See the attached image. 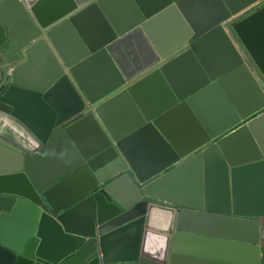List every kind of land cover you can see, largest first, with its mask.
<instances>
[{
	"label": "water",
	"instance_id": "water-1",
	"mask_svg": "<svg viewBox=\"0 0 264 264\" xmlns=\"http://www.w3.org/2000/svg\"><path fill=\"white\" fill-rule=\"evenodd\" d=\"M197 2L0 0V264H262L264 0H206L205 14ZM167 22L172 51L157 40ZM210 39L227 50L223 67L205 63ZM36 59L42 85L27 74ZM182 64L187 83L176 80ZM148 85L155 106L142 100ZM204 96L223 107L222 129L201 127ZM123 99L136 114L117 131L106 112ZM181 112L205 136L195 151L170 132ZM140 138L156 154L151 172L131 145ZM52 149L53 170L41 174ZM188 174L193 193L179 187Z\"/></svg>",
	"mask_w": 264,
	"mask_h": 264
},
{
	"label": "crops",
	"instance_id": "crops-1",
	"mask_svg": "<svg viewBox=\"0 0 264 264\" xmlns=\"http://www.w3.org/2000/svg\"><path fill=\"white\" fill-rule=\"evenodd\" d=\"M113 5L114 14L121 15L124 13L122 6L118 2H114ZM208 5L209 4L206 2V0H198L197 2V7L201 14H205L208 9ZM175 38V28L170 22L159 26L157 30V40L162 41V45L166 48H169V51H172L175 45ZM125 52L126 58H128V60H135L139 55L138 50L133 45H129ZM203 55L206 65L211 68H219L224 66L227 57V50L224 46L219 44L217 40L210 39L204 45ZM176 70L177 81L182 83H187L190 81L192 71L188 64H182L177 67ZM27 74L37 85L45 84V63L42 60L36 59L30 65V67H28ZM95 76L96 75H94V77ZM230 86L240 100L249 102V93L244 89L242 80L239 78H234L231 80ZM141 97L144 102L150 103L152 106H155L157 102H159L158 100L160 98L159 94L151 85H148L142 89ZM198 110L201 115V127L204 125V123L209 128H212V130L216 131L224 127V109L210 97L204 96L201 98L199 101ZM25 112H28V116L38 123L43 120V114L31 106H26ZM106 114L107 122L110 128H113L117 131H124L130 127L131 118L136 114V111L127 100L123 99L117 103H112L109 108H107ZM168 124L170 126V132L186 144L182 145L184 149L195 151L201 146L200 144L203 142L205 136L203 135L201 128L185 112H181L176 116H173ZM77 137L83 144H90L93 141V135L91 131L87 130L86 128H81L78 131ZM131 145L137 159H140L144 163L143 166L147 168V172H151L154 168V165L152 164L153 158L156 156L153 149H151L149 146L151 144L146 139L140 138L133 141ZM57 157V150L52 149L37 163L39 172L45 175L46 173H50L53 170V162L55 161L54 159ZM52 160L54 161L51 162ZM179 187L190 193L195 192L196 188L194 186L193 175L188 174L184 178L180 179ZM206 190L207 186L205 183L203 186V191ZM262 264H264V256L262 258Z\"/></svg>",
	"mask_w": 264,
	"mask_h": 264
}]
</instances>
